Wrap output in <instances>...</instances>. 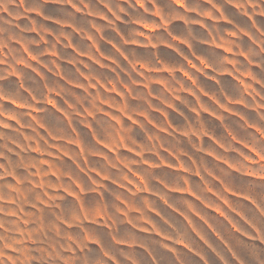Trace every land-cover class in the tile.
<instances>
[{
    "label": "clouds",
    "instance_id": "obj_1",
    "mask_svg": "<svg viewBox=\"0 0 264 264\" xmlns=\"http://www.w3.org/2000/svg\"><path fill=\"white\" fill-rule=\"evenodd\" d=\"M0 264H264V0H0Z\"/></svg>",
    "mask_w": 264,
    "mask_h": 264
}]
</instances>
